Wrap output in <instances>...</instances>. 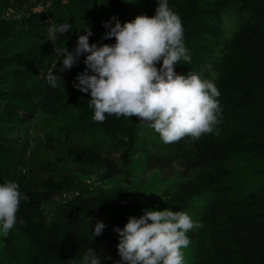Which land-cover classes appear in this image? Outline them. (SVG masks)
<instances>
[{
	"label": "trees",
	"instance_id": "16d2710c",
	"mask_svg": "<svg viewBox=\"0 0 264 264\" xmlns=\"http://www.w3.org/2000/svg\"><path fill=\"white\" fill-rule=\"evenodd\" d=\"M32 1L46 13L29 15ZM169 5L183 21L192 57L175 71L214 79L222 94L219 135L165 144L136 116L106 114L96 122L90 93L73 87L86 57L58 71L63 48L74 50L87 27L90 44H114L102 39V24L113 16L122 24L153 17L157 0H0V183L17 182L29 197L18 212L26 226L0 233V264H78L88 247L112 264L120 259L116 227L145 209L169 208L203 224L187 234L186 264H264V0ZM237 11L248 17L233 31ZM65 22L71 31L48 40L49 28ZM49 71L65 83L51 88ZM44 149L62 159L46 160ZM90 174L91 185L82 179ZM97 221L106 227L92 237Z\"/></svg>",
	"mask_w": 264,
	"mask_h": 264
},
{
	"label": "clouds",
	"instance_id": "9594fccd",
	"mask_svg": "<svg viewBox=\"0 0 264 264\" xmlns=\"http://www.w3.org/2000/svg\"><path fill=\"white\" fill-rule=\"evenodd\" d=\"M157 4L153 17L139 15L122 24L113 16L104 22L102 39L114 38V44H90L93 33L87 27L74 50L63 48L58 71H70L81 56L86 57L85 70L78 73L73 87L90 93L89 107L96 122L103 123L106 114L128 119L136 116L165 144L186 137L197 140L213 132L219 135L221 91L214 79L192 71L176 73L181 61L184 65L192 62L185 45V28L169 0H157ZM71 28L68 22L50 27L48 40L58 41ZM56 73L49 71L46 77L53 89L63 81ZM28 199L19 183H0V233L6 236L18 224L26 226V221L18 219V212L21 202ZM93 227L92 237H99L106 225L97 221ZM202 227V222L185 211L145 209L139 217H129L123 229H114L119 235L116 247L120 259L116 264H186L184 250L191 245L187 234ZM78 264H105V258L88 247Z\"/></svg>",
	"mask_w": 264,
	"mask_h": 264
},
{
	"label": "rangeland",
	"instance_id": "374dc122",
	"mask_svg": "<svg viewBox=\"0 0 264 264\" xmlns=\"http://www.w3.org/2000/svg\"><path fill=\"white\" fill-rule=\"evenodd\" d=\"M136 1V0H135ZM33 3H34V1H32L31 2V5H30V7H29V9H30V13H29V15H32L33 13H34V11H35V9L36 8H39L38 9V11H43L44 13H46V10L47 9H43V8H41V7H32V5H33ZM69 3H71V0H63V4H65V5H67V4H69ZM136 4V3H135ZM37 11V10H36ZM12 12H9V11H7V13H6V16H7V18L9 17V15L11 14ZM248 17V13H246L245 11H237V13H235V14H233L232 16H231V18H232V22L234 21V27H233V31L235 30H237L238 29V24L244 19H246ZM20 45H22L23 44V42L21 41L20 43H19ZM219 59V58H218ZM217 59V60H218ZM45 124H47V123H45ZM47 125H49V124H47ZM41 140L42 141H45L44 143H48L49 142V140L47 139V136H45V135H43V131H41ZM63 143H64V141H63ZM42 153H43V157L46 159V160H48V159H50V158H61L62 159V155L61 154H58V155H54V154H52L50 151H48V150H46V149H44L43 151H42ZM62 153V152H61ZM102 155H107L108 153H107V151H105V152H103V153H101ZM109 156L111 157V158H114V160L116 161V162H119V152L117 151V150H114V149H111L110 150V154H109ZM176 170L178 171V170H180V169H178V168H176ZM84 181H87L88 183L87 184H89V185H91L92 183H94L95 182V178H94V175L93 174H90L88 177H84L83 176V178H82ZM77 193V191H75V192H69V193H65L64 194V196L63 197H60V196H58V197H56L55 199H54V201H62V200H64L65 198H69V197H72L73 195H75ZM114 255H118V250H116V252L114 253ZM116 262H117V259L116 258H113V262H112V264H116Z\"/></svg>",
	"mask_w": 264,
	"mask_h": 264
}]
</instances>
